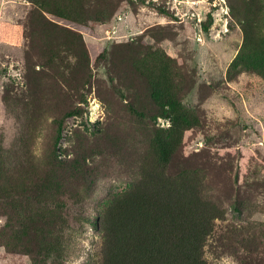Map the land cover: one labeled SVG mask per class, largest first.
<instances>
[{
  "label": "rangeland",
  "instance_id": "rangeland-1",
  "mask_svg": "<svg viewBox=\"0 0 264 264\" xmlns=\"http://www.w3.org/2000/svg\"><path fill=\"white\" fill-rule=\"evenodd\" d=\"M157 132L227 210L207 262L264 264V0H0V264H102Z\"/></svg>",
  "mask_w": 264,
  "mask_h": 264
},
{
  "label": "trees",
  "instance_id": "trees-1",
  "mask_svg": "<svg viewBox=\"0 0 264 264\" xmlns=\"http://www.w3.org/2000/svg\"><path fill=\"white\" fill-rule=\"evenodd\" d=\"M177 146L157 132L130 188L99 215L102 264H209L205 247L227 210L205 198L198 172L168 173Z\"/></svg>",
  "mask_w": 264,
  "mask_h": 264
}]
</instances>
